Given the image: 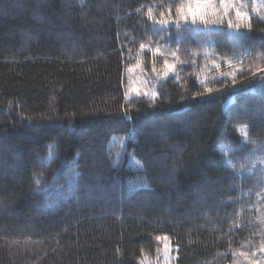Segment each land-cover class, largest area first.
<instances>
[{"label":"trees","instance_id":"1","mask_svg":"<svg viewBox=\"0 0 264 264\" xmlns=\"http://www.w3.org/2000/svg\"><path fill=\"white\" fill-rule=\"evenodd\" d=\"M186 1L0 0V264H264V0Z\"/></svg>","mask_w":264,"mask_h":264},{"label":"rangeland","instance_id":"2","mask_svg":"<svg viewBox=\"0 0 264 264\" xmlns=\"http://www.w3.org/2000/svg\"><path fill=\"white\" fill-rule=\"evenodd\" d=\"M188 0L186 1V3L182 4L185 7L187 6ZM229 10L227 12V14H225L223 12V10L220 7V3L219 0H213L212 4L209 5L208 9H207V14H206V19L208 21H216V23H208L205 24L204 22L201 21V19L199 17H197V23L196 25H204L205 27L207 26H212V25H217L220 24L222 22V20H224L226 23L228 22L229 19H231L233 21V25L235 27V24L239 23L241 25V27L245 24L244 21L246 19L245 17V13L243 11H241V7L246 6V0H229ZM263 8L262 4L257 3L256 0H253V3L251 5L252 10L255 9H260ZM264 9V8H263ZM237 11H239L241 13V16H237L236 13ZM169 18V17H168ZM220 18V20H219ZM183 23H187V24H192L191 21H187ZM169 64V63H168ZM172 65V64H169ZM165 64H163L161 67V69H157L155 71H153L152 73L155 74L156 76L152 78V81H156L158 78L162 77L163 75H167L168 73L173 71V67L170 68L167 72V74H165ZM131 68V71L129 70ZM127 70V78L125 80L126 83V88H125V94L129 95L130 93H137L136 91H130V89L133 88H137V89H141V93H143L144 95H150L152 96L153 93H155V84L151 83L150 81H148V84H146L145 82V78L142 79L141 78V74H139V71L136 70V67H130ZM129 73V74H128ZM147 89V90H146ZM244 134V131H241ZM161 240V257H160V262L159 264H172V260H173V256H172V247L169 244V241L167 239H164V237L160 238ZM167 246V247H165Z\"/></svg>","mask_w":264,"mask_h":264},{"label":"snow or ice","instance_id":"3","mask_svg":"<svg viewBox=\"0 0 264 264\" xmlns=\"http://www.w3.org/2000/svg\"><path fill=\"white\" fill-rule=\"evenodd\" d=\"M213 0H188L187 6L180 5L176 7L175 10V17L174 18H165L163 14H161V18L157 21L160 25L166 26L169 23L174 24H180L182 21L187 22L191 21L193 25L197 23V17L201 19L202 22L205 24L208 23H216V21H208L206 19L207 9L209 5H211ZM220 7L223 10L225 14H227L229 10V0H219ZM236 15L239 17L241 16V13L237 11ZM227 26L229 29L233 28V21L231 19L228 20ZM235 27L239 29L241 25L239 23L235 24ZM165 74H167L168 70L173 67V65H169L167 62H165ZM131 71V68L129 69ZM261 72H264V69H260ZM130 91H136L138 92L139 89L133 88L130 89ZM206 91H211L210 89H206ZM156 93H153V96H155ZM158 239H160L158 237ZM164 239H167V237H164ZM167 247V246H165ZM262 252H264V248L260 249Z\"/></svg>","mask_w":264,"mask_h":264}]
</instances>
